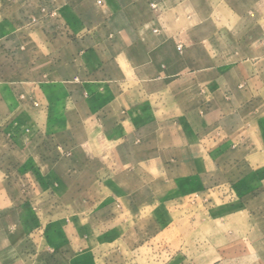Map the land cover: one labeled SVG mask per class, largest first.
<instances>
[{"label":"crops","instance_id":"crops-1","mask_svg":"<svg viewBox=\"0 0 264 264\" xmlns=\"http://www.w3.org/2000/svg\"><path fill=\"white\" fill-rule=\"evenodd\" d=\"M0 264H264V0H0Z\"/></svg>","mask_w":264,"mask_h":264}]
</instances>
